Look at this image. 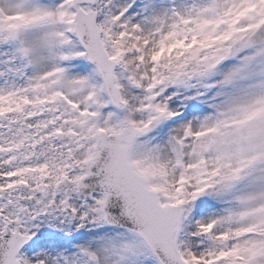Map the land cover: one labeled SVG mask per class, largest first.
Segmentation results:
<instances>
[{"label":"snow or ice","instance_id":"6c2138e0","mask_svg":"<svg viewBox=\"0 0 264 264\" xmlns=\"http://www.w3.org/2000/svg\"><path fill=\"white\" fill-rule=\"evenodd\" d=\"M0 264H264V0H0Z\"/></svg>","mask_w":264,"mask_h":264}]
</instances>
